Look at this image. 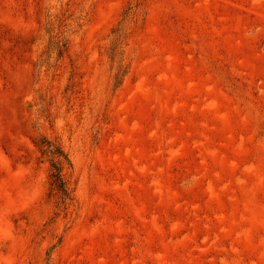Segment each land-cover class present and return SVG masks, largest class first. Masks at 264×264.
<instances>
[{"label":"rangeland","instance_id":"374dc122","mask_svg":"<svg viewBox=\"0 0 264 264\" xmlns=\"http://www.w3.org/2000/svg\"><path fill=\"white\" fill-rule=\"evenodd\" d=\"M0 264H264V0H0Z\"/></svg>","mask_w":264,"mask_h":264},{"label":"trees","instance_id":"16d2710c","mask_svg":"<svg viewBox=\"0 0 264 264\" xmlns=\"http://www.w3.org/2000/svg\"><path fill=\"white\" fill-rule=\"evenodd\" d=\"M39 149L43 155L50 157L51 185L53 189L61 194L62 200L65 201L69 198V192L63 178V169L65 165H70L68 156L59 147L54 146L47 140H44Z\"/></svg>","mask_w":264,"mask_h":264}]
</instances>
